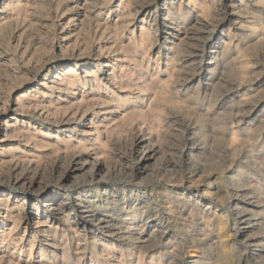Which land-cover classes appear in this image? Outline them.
<instances>
[{"label":"rangeland","instance_id":"1","mask_svg":"<svg viewBox=\"0 0 264 264\" xmlns=\"http://www.w3.org/2000/svg\"><path fill=\"white\" fill-rule=\"evenodd\" d=\"M263 12L264 0H0V200L22 208L21 227L8 238L10 245L1 248L6 258L0 264L261 262L257 257L259 251L264 253ZM113 68L120 81L110 84ZM97 69L109 70L99 77L102 87L110 86L121 102L111 101L109 107L125 113L109 121L110 147L101 160L115 171L108 184H97L83 172L62 182L59 178L70 161L86 151L68 148L53 137L60 132L69 139L71 130H87L84 124L102 121L105 115L99 110L108 98L91 97L80 108H63L76 88L60 91L58 81L71 71L84 80L86 73ZM142 129L152 133L153 144L161 150L145 176L132 173L130 167L135 163L130 144ZM16 165L31 166L41 185L28 189L17 184ZM52 198L68 205V217L57 220L37 213V207ZM80 207L91 212L90 218L85 215L87 221L75 210ZM246 207L252 211L245 213ZM17 214L1 209L0 224L6 220L8 227L0 225V231L8 233ZM253 214L261 226L245 232V218ZM97 216L104 221L101 226ZM76 218L80 237L69 227ZM61 235L67 239L66 247ZM51 244L58 249L48 247Z\"/></svg>","mask_w":264,"mask_h":264},{"label":"bare ground","instance_id":"2","mask_svg":"<svg viewBox=\"0 0 264 264\" xmlns=\"http://www.w3.org/2000/svg\"><path fill=\"white\" fill-rule=\"evenodd\" d=\"M87 1V0H86ZM74 2V1H73ZM97 2V1H96ZM70 3V2H69ZM91 3V2H90ZM184 3V2H183ZM68 4V3H67ZM83 4V3H82ZM99 4V2H98ZM97 4V5H98ZM78 5V3H77ZM83 6V5H82ZM91 6V5H90ZM67 7V6H66ZM85 7V6H84ZM82 8V7H81ZM236 8V7H235ZM243 8V7H242ZM84 9V8H82ZM92 9V8H91ZM98 9V8H97ZM194 9V8H193ZM203 9V8H202ZM80 10V9H79ZM86 10V9H85ZM197 10V9H196ZM236 10V9H235ZM253 10V9H252ZM77 11V10H76ZM82 11V10H81ZM263 11V10H262ZM80 12V11H79ZM86 12V11H85ZM256 12V11H255ZM100 13V12H99ZM264 13V12H263ZM87 14V13H86ZM163 14V13H162ZM195 14V13H194ZM82 15V14H81ZM149 15V14H148ZM261 15H264V14H261ZM173 16V15H172ZM183 16V15H182ZM200 16V15H199ZM198 16V17H199ZM13 17V16H12ZM91 17V16H90ZM241 17V16H240ZM264 17V16H263ZM97 18V17H96ZM95 18V19H96ZM149 18V17H148ZM169 18V17H168ZM244 18V17H243ZM242 18V19H243ZM249 17H247L248 19ZM98 19V18H97ZM96 19V20H97ZM239 19V18H238ZM251 19V18H250ZM260 19V18H259ZM260 21V20H259ZM258 21V22H259ZM263 21V20H262ZM101 22V21H100ZM190 23V22H189ZM192 23V22H191ZM238 23V22H237ZM241 23V22H240ZM253 23V22H252ZM183 24V23H182ZM247 24V23H246ZM179 25V24H178ZM238 25V24H237ZM252 25V24H251ZM105 26V25H104ZM107 26V25H106ZM152 26V25H151ZM182 26V25H181ZM199 26V25H198ZM257 26V25H256ZM262 26V25H260ZM97 27V26H96ZM196 27V26H195ZM100 28V27H99ZM183 28V27H182ZM244 28V27H243ZM104 29V27H103ZM108 29V28H107ZM240 30V29H239ZM181 31V30H180ZM179 31V32H180ZM183 31V30H182ZM244 33V32H243ZM250 33V32H249ZM122 34V33H121ZM191 34V33H190ZM260 34V33H259ZM194 35V34H193ZM245 35V34H243ZM170 36V35H169ZM258 36V35H257ZM261 36V35H260ZM262 37V36H261ZM142 38V37H141ZM137 39V38H136ZM187 39V38H186ZM122 40V39H121ZM140 39H138L139 41ZM144 40V39H143ZM148 40V39H147ZM152 40V39H151ZM102 41V40H101ZM128 41V40H127ZM142 41V39H141ZM168 41V40H167ZM172 41V40H171ZM179 41V40H178ZM105 42V41H104ZM99 43V42H98ZM107 43V42H106ZM111 44V43H110ZM139 44V43H138ZM232 44V43H231ZM239 44V43H238ZM96 46V45H95ZM232 47V46H231ZM137 49V48H136ZM232 49V48H231ZM140 51V50H139ZM218 51V50H217ZM228 51V50H227ZM230 51V50H229ZM236 51V50H235ZM234 51V52H235ZM238 51V50H237ZM91 52V51H90ZM93 52V51H92ZM131 52H133L131 50ZM233 52V53H234ZM135 53V52H134ZM143 53V52H142ZM215 53V52H214ZM84 54V53H83ZM115 54V53H114ZM217 54V53H216ZM232 54V53H231ZM225 55V54H224ZM234 55V54H233ZM110 57V56H109ZM119 57V56H118ZM80 58V57H79ZM136 58V57H135ZM149 60V59H148ZM155 60V59H154ZM222 60V59H221ZM114 61V60H113ZM146 61V60H145ZM156 61V60H155ZM159 62V60H157ZM224 61V60H223ZM226 61V60H225ZM117 62V61H116ZM218 62V61H217ZM118 63V62H117ZM123 63V62H122ZM150 63V62H149ZM148 63V64H149ZM112 64V63H111ZM156 64V63H155ZM216 64V63H215ZM98 65V64H97ZM147 65V64H146ZM222 65V64H221ZM140 66V65H139ZM72 67V66H71ZM96 67V66H95ZM148 67V65H147ZM98 68V67H97ZM107 68L109 69V66H107ZM157 68V66H156ZM85 69V68H84ZM83 69V70H84ZM122 69V67H121ZM128 69V68H127ZM161 69V68H160ZM129 70V69H128ZM67 71V70H66ZM103 71V70H102ZM101 70H93L92 72H89V73H86L88 75H86V77L84 76V80H82L79 76V74H77L76 71H71V72H68L66 73L58 82H59V88H60V91L61 89H66L67 87L69 86H73L75 87L76 89L74 90H71V95L69 98H66L67 100L64 101V105H63V108H66V109H75L76 107H79L82 103L86 102L89 98H95V99H100L102 96H105L106 98L110 99H106L107 100V105L103 107H101L102 109L99 110V111H102L103 114L105 115L103 120L102 121H99V122H88L86 124H84V127L85 128H88L87 130H82L80 129L79 127L71 130V136L70 138L68 139V137H65L64 135L65 134H61L60 132H57L56 133V136H54V140H56L57 143H61V144H65L68 148L70 147H73L75 149H81V150H85L86 153L84 155H82V157L80 159H73L72 161H70L68 167H67V171L63 174L62 173V176L59 178L60 181L62 182H66V180L68 178H71L70 176L78 173V172H83V173H89L90 174V177L92 178V181H96L97 184H108L109 183V179L111 177V175L114 173L113 169L107 167V166H104L105 164L103 163V161H101L102 159H105L106 158V154L108 152H106V149L107 147H110L108 145V140H109V128L111 127L110 124H109V121L111 120V118L115 117L118 113H120L118 110H114L110 106V104L112 103L111 101H115L116 104H121V102L117 101L119 99L118 95H117V92L115 90H112L110 89V86H106V88H103L102 87V84L104 86V83H102V78L100 79L99 77L102 75L105 74V72L109 71L107 69H105L103 72ZM112 72V75H110L108 77V82L110 84H114V83H117L120 81V76L117 75L116 77V73H117V70L115 68H113L111 70ZM147 71V70H146ZM149 71V70H148ZM157 71V70H156ZM155 71V72H156ZM167 72V71H166ZM48 73V72H47ZM168 73V72H167ZM173 73V72H172ZM118 74V73H117ZM121 74V73H120ZM140 74V73H139ZM144 74V73H143ZM142 74V75H143ZM148 74V73H147ZM153 74V73H152ZM48 75V74H47ZM141 75V76H142ZM123 77V76H122ZM159 77V76H158ZM47 78V77H46ZM142 78V77H141ZM152 78V77H150ZM161 79V78H160ZM159 79V80H160ZM216 79V78H215ZM218 79V78H217ZM191 80V79H190ZM143 81V80H142ZM158 81V80H157ZM162 81V80H161ZM124 82V81H123ZM185 82V81H184ZM56 83V82H55ZM154 83V82H153ZM119 84V83H118ZM56 85V86H58ZM128 85V84H127ZM131 85V84H130ZM129 85V86H130ZM191 85V84H190ZM123 86V85H122ZM186 86V85H185ZM188 86V85H187ZM54 87V86H53ZM89 88L88 92H86V88ZM125 88V87H124ZM156 88V87H155ZM147 89V88H146ZM158 89V88H156ZM200 89V88H199ZM56 90V89H55ZM69 90V89H68ZM67 90V91H68ZM117 90V89H116ZM181 90V89H180ZM183 90V89H182ZM189 90V89H188ZM125 91V90H124ZM157 91V90H156ZM169 91V90H168ZM171 91V90H170ZM59 92V91H58ZM153 92H155L153 90ZM181 92V91H180ZM189 92V91H188ZM47 93V92H45ZM51 93V92H50ZM124 93V92H123ZM147 93V92H146ZM163 93V91H162ZM169 93V92H168ZM64 94V93H63ZM125 94V93H124ZM185 94V93H184ZM122 95V94H121ZM162 95V94H161ZM167 95V94H166ZM169 95H171L169 93ZM49 96V95H48ZM131 96V95H130ZM159 96V95H158ZM186 96V95H185ZM41 97V96H40ZM125 97V96H124ZM133 97V96H132ZM144 97V96H143ZM244 97V96H243ZM36 98V97H35ZM38 98V97H37ZM52 98V96H51ZM128 98V97H127ZM146 98V97H145ZM167 98V97H166ZM26 99V98H25ZM94 99V100H95ZM102 99V98H101ZM122 99V98H121ZM129 99V98H128ZM23 100V99H22ZM43 100V99H42ZM131 100V98H130ZM24 101V100H23ZM142 101V100H141ZM60 102V101H59ZM124 102V101H123ZM128 102V101H127ZM34 103V102H33ZM50 103V102H49ZM53 104V101L51 102ZM92 103H95V102H92ZM102 103V102H101ZM129 103V102H128ZM127 103V104H128ZM136 103V102H135ZM146 103V101H145ZM257 103V102H256ZM26 104V103H25ZM37 104V103H36ZM51 104V105H52ZM61 104V103H60ZM115 104V105H116ZM123 104V103H122ZM137 104V103H136ZM140 104V102H139ZM148 104V102H147ZM87 105V104H86ZM91 105V104H90ZM55 106V105H54ZM61 106V105H60ZM93 106V105H92ZM91 106V107H92ZM96 106V105H95ZM99 106V105H98ZM131 106V105H130ZM136 106V105H135ZM141 106V105H140ZM143 106V105H142ZM239 106V105H238ZM251 106V105H250ZM36 107V106H35ZM123 107V105H122ZM127 107V106H126ZM125 107V108H126ZM147 107V106H146ZM50 108V107H49ZM57 108H59V106H57ZM80 108V107H79ZM88 108V107H87ZM130 107L128 106V109ZM138 108V106H137ZM140 108V107H139ZM138 108V109H139ZM245 108V107H244ZM53 109V108H52ZM132 109V108H131ZM130 109V110H131ZM134 109V107H133ZM146 109V108H145ZM144 109V110H145ZM252 109V108H251ZM23 110V109H22ZM77 110V109H76ZM92 110V109H91ZM126 110V109H125ZM129 110V111H130ZM140 110V109H139ZM246 111V110H245ZM58 112V111H56ZM123 112V111H122ZM121 112V113H122ZM127 112V111H126ZM140 112V111H138ZM142 112V111H141ZM147 112V110H146ZM27 113V112H26ZM94 113V112H93ZM100 113V112H99ZM128 113V112H127ZM148 113V112H147ZM56 114V113H55ZM125 116V113H122L121 115ZM264 114V113H263ZM262 114V115H263ZM63 115V114H62ZM81 115V114H80ZM84 115V114H83ZM128 115V114H127ZM58 116V114H57ZM79 116V115H78ZM103 116V115H102ZM70 117V116H69ZM118 118L120 116H117ZM149 117V116H148ZM261 117V116H260ZM51 118V117H50ZM97 118V117H96ZM95 118V120H96ZM130 118V117H129ZM263 118V117H262ZM54 119V118H53ZM82 119V118H81ZM102 119V118H101ZM126 119V117H125ZM161 119V118H160ZM260 119V118H259ZM39 120V119H38ZM99 120V119H98ZM115 120V119H114ZM122 120V119H121ZM128 120V119H127ZM132 120V118H131ZM151 120V119H150ZM165 120V119H164ZM255 120V119H254ZM253 120V121H254ZM41 121V120H40ZM55 121V120H54ZM57 121V120H56ZM130 121V120H129ZM152 121V120H151ZM111 122V121H110ZM114 122V121H113ZM154 122V121H153ZM255 122V121H254ZM65 123V121H62L60 122L59 124H63ZM75 123V121H74ZM127 123V122H126ZM168 123V122H166ZM136 124V123H135ZM153 124V123H152ZM161 124H162V121H161ZM113 125V124H112ZM163 125V124H162ZM161 125V126H162ZM121 125H119L120 127ZM123 126V124H122ZM164 126V125H163ZM38 127V126H37ZM58 127V126H57ZM71 127V126H70ZM114 128V126H112ZM133 127V125H132ZM155 127V125H154ZM188 127V126H187ZM20 128V127H19ZM18 128V129H19ZM24 128V127H23ZM22 128V129H23ZM158 128H161V127H158ZM163 128V127H162ZM238 128H239V125H238ZM70 128H67L66 129V133H69ZM121 129V128H119ZM145 129V128H144ZM234 129V128H233ZM112 130V129H111ZM114 130V129H113ZM156 130V129H155ZM159 130V129H158ZM192 130V129H191ZM197 130V129H196ZM239 130V129H238ZM10 131V130H9ZM24 131V130H23ZM27 131V130H26ZM40 131V130H39ZM122 131V129H121ZM157 131V130H156ZM132 132V131H131ZM134 132V131H133ZM148 132V131H147ZM238 132V131H237ZM240 132V131H239ZM36 133V132H35ZM43 133V132H42ZM45 133V132H44ZM50 134V133H49ZM127 134V132H126ZM132 134V133H131ZM159 134V133H158ZM237 134V133H236ZM8 135V134H7ZM31 135V133H30ZM38 135V134H37ZM46 135V134H45ZM54 135V134H53ZM111 135V134H110ZM190 135V134H189ZM232 135V134H231ZM235 135V134H234ZM19 136V135H18ZM35 134L33 135V138ZM51 136V135H50ZM237 136V135H236ZM52 137V136H51ZM152 133L151 132H144L143 129H142V132H141V135L137 136V139L135 141H133L130 146H131V155H132V161L135 160V163L134 165H130L131 167V172L132 173H135L136 171L140 172V174L142 176H145L146 175V171H147V167L155 162V161H158V157L160 156L161 154V150L159 148H157V146L155 144H153V139H152ZM233 137V136H232ZM30 138V137H29ZM38 138V136H37ZM40 138V137H39ZM128 138V137H127ZM235 138V137H233ZM46 139V138H45ZM48 139V138H47ZM89 139V140H88ZM114 139V138H113ZM194 139V138H193ZM49 141V140H48ZM126 141V139H125ZM130 141V140H129ZM260 141V140H259ZM42 142V141H41ZM45 142V140H44ZM47 142V141H46ZM114 142V141H113ZM159 142V141H158ZM28 143V142H27ZM118 143V142H117ZM125 143V142H124ZM115 145V144H114ZM126 145V144H124ZM59 146V145H58ZM113 146V145H112ZM120 146V145H119ZM118 146V148H119ZM129 146V147H130ZM159 146V145H158ZM57 148V147H56ZM63 148V147H62ZM66 148V147H65ZM192 148V147H191ZM259 148V147H258ZM263 148V147H262ZM2 149V148H1ZM113 149V148H112ZM121 149V148H120ZM260 149V148H259ZM66 150V149H64ZM127 150V149H126ZM202 150V149H201ZM15 152V151H14ZM76 152V151H75ZM74 152V153H75ZM112 152V151H111ZM55 153V152H53ZM79 153V152H78ZM81 153V152H80ZM260 153V152H259ZM63 154V153H62ZM182 155V154H181ZM68 156V154H67ZM162 156V155H161ZM191 156L195 157V154L192 152L191 153ZM4 157V156H3ZM80 157V156H79ZM128 157V156H127ZM2 158V157H1ZM25 158V157H23ZM117 158V157H116ZM3 159V158H2ZM6 158H4L3 160H5ZM66 159V158H65ZM71 159V158H70ZM64 160V159H63ZM15 162V161H14ZM54 162V161H53ZM194 162V161H193ZM30 163V162H29ZM36 163V162H35ZM28 164V163H27ZM129 164V163H127ZM125 164V165H127ZM197 164V163H196ZM2 165V164H0ZM14 165V164H13ZM26 165V164H25ZM110 165V164H109ZM24 165H16L15 167V172H16V176L14 178L15 182L17 184H22L24 188H28V189H34L36 187H39L41 185V181L38 180L36 174H31L32 170H30L31 166H28L27 168H23ZM64 167V166H63ZM128 167V166H127ZM5 169V168H4ZM63 169V168H62ZM119 170V169H118ZM124 170V169H122ZM21 171V172H20ZM64 172V170H62ZM127 171V169H126ZM129 171V170H128ZM14 172V173H15ZM18 172L20 174H18ZM149 172V171H148ZM13 173V172H12ZM118 173V171H117ZM129 173V172H128ZM131 173V175H132ZM121 174V173H119ZM145 174V175H144ZM79 175V174H78ZM129 176V174H128ZM141 176V177H142ZM75 177V176H74ZM83 177V176H82ZM10 178V177H9ZM41 178V176H40ZM73 178V177H72ZM117 178V177H116ZM7 179V178H6ZM76 179V178H75ZM74 179V180H75ZM13 180V181H14ZM42 180V179H41ZM44 180V179H43ZM42 180V181H43ZM70 180V179H69ZM43 183V182H42ZM142 183V182H141ZM44 184V183H43ZM93 184V183H92ZM91 185V184H90ZM21 186V185H20ZM95 186V185H94ZM43 187V185H42ZM92 188V187H91ZM104 189V188H103ZM31 191V190H30ZM11 194V193H10ZM61 196V195H60ZM63 196V195H62ZM9 197V196H8ZM49 198V197H48ZM139 198V197H138ZM255 198V197H254ZM53 199V198H52ZM66 199V198H65ZM89 199V198H88ZM253 199V198H252ZM16 200V199H15ZM14 200V201H15ZM1 201V200H0ZM12 201V200H11ZM21 201V200H20ZM23 201V200H22ZM26 201V200H25ZM66 201V200H65ZM87 201V200H86ZM68 202V201H67ZM70 202V201H69ZM44 203V202H43ZM103 203V202H102ZM249 203V202H248ZM16 204V203H15ZM22 204V203H21ZM71 204V203H70ZM104 204V203H103ZM143 204V203H142ZM31 206V205H30ZM86 206V205H85ZM21 205L18 207V206H11L10 205V202L9 200H4V201H1L0 202V211L1 209L2 210H5V212L7 214H12L14 211H16L18 214H17V217L16 218H19V214H21V210L22 208H20ZM93 207L95 206H91L88 208L90 209H94ZM31 208V207H30ZM33 209H35V207H32ZM88 208L87 207H80L79 209H75L79 214V216L86 220L87 217L85 216L86 214L90 215V211H88ZM247 208V207H246ZM68 209V205L65 204L64 201H61V200H58V199H53V200H48L47 202H45L43 205L37 207V213L40 215H46V217L48 218H53V219H57V220H61L62 218H64L65 216V210ZM74 209V208H73ZM106 209V208H105ZM70 210V209H69ZM84 210H87V211H84ZM97 209H95L96 211ZM33 211V210H32ZM73 211V210H72ZM101 211V210H100ZM118 211V210H117ZM249 211H252L250 208H247V210H245V213H248ZM97 212V211H96ZM96 212H94L96 214ZM111 213V212H110ZM131 214V213H130ZM2 215V214H1ZM65 215V216H64ZM123 215V214H122ZM129 215V214H128ZM247 215V214H246ZM134 216V215H133ZM252 218L251 219H246L245 218V232H249L251 230H254L256 229L257 227L261 226V222H260V218L256 217L255 214L253 215H250ZM37 217V216H36ZM68 217V216H67ZM47 218V220H48ZM90 218V217H89ZM97 218V221L99 222L98 223V226H101L102 224H104V221L102 220V218H98V216L96 217ZM263 218V217H262ZM23 220V218H21ZM39 219V218H38ZM70 219V218H69ZM19 219H16V222L15 224L13 225V227L9 230V232L7 233L5 230H2L0 231V261L5 259L6 258V251H2L1 248H7L9 245H10V242H8V238L12 237L15 232L17 231V228L20 226L19 224ZM52 221V220H51ZM87 221V220H86ZM69 222V221H68ZM7 221L4 220L1 222V226L5 227L7 226ZM115 223V222H114ZM22 224V223H21ZM36 224V223H35ZM70 230L74 233V235L76 237H80V222L78 221V219H74L73 221H71L70 223ZM28 225V224H27ZM30 225V224H29ZM46 225V224H45ZM48 225V224H47ZM63 225V224H62ZM96 225V224H95ZM143 225V224H142ZM150 225V224H149ZM66 226V225H65ZM83 226V225H82ZM136 226V225H135ZM8 227V226H7ZM21 227V226H20ZM93 227V226H92ZM105 227V226H104ZM137 227V226H136ZM23 228V227H22ZM59 228V227H58ZM153 228V227H152ZM161 228V227H160ZM21 229V228H20ZM36 229V228H35ZM85 229V227H84ZM106 229V228H105ZM23 230V229H22ZM21 230V231H22ZM38 230V229H37ZM50 230V228H49ZM55 230V229H54ZM58 230V229H57ZM67 230V229H66ZM65 230V231H66ZM83 230V229H82ZM146 230V229H145ZM148 230V229H147ZM19 231V230H18ZM95 231V230H94ZM104 231V230H103ZM25 234H26V231H24ZM56 236L59 234L58 231H56ZM61 232V230H60ZM68 232V231H67ZM85 232V231H84ZM147 232V231H146ZM54 233V232H53ZM86 233V232H85ZM142 233V232H141ZM25 234L23 236H25ZM33 234V233H31ZM30 234V235H31ZM67 234V233H66ZM149 234V233H148ZM165 234V233H164ZM36 236V235H35ZM53 236V237H54ZM15 237V236H14ZM21 237V236H19ZM33 237V236H32ZM37 237V236H36ZM34 237V238H36ZM47 237V236H46ZM56 237H55V240H56ZM60 237H62V243L64 244V247L67 246V242H66V238L64 235H61ZM67 237H70V236H67ZM140 237V236H139ZM262 237V236H261ZM74 238V237H73ZM84 238V237H83ZM263 238V237H262ZM29 239V238H28ZM38 239V238H37ZM69 239V238H68ZM80 239V238H79ZM145 239V238H144ZM13 240V239H12ZM24 240V239H22ZM46 240V239H45ZM58 240V239H57ZM248 240V239H247ZM259 240V238H258ZM264 240V239H263ZM14 241V240H13ZM18 241V240H17ZM61 241V240H60ZM78 241V240H77ZM76 241V242H77ZM82 241V240H81ZM104 241V240H103ZM32 242H33V245L31 246V250H30V247H29V250H30V255L32 256V253H33V249L35 247L34 243H35V239H32ZM49 242V241H48ZM52 242V241H51ZM58 242V241H57ZM84 242V241H82ZM113 242V241H112ZM111 242V243H112ZM116 242V241H115ZM19 243V242H18ZM81 243V242H80ZM254 243V242H253ZM29 244V243H28ZM31 244V243H30ZM57 244V243H56ZM62 244V245H63ZM121 244V243H120ZM15 245V244H14ZM18 245V244H17ZM69 245V244H68ZM83 245V244H82ZM85 245V244H84ZM142 245V244H141ZM22 246V244H21ZM80 246V245H79ZM118 246V245H117ZM120 246V245H119ZM48 247L54 249L57 248L56 245H49ZM69 247V246H68ZM84 247V246H83ZM256 247H259V246H255ZM42 248V246H41ZM49 248V249H50ZM76 248V247H75ZM86 248V247H85ZM119 248V247H117ZM122 248V247H121ZM48 249V250H49ZM58 249V248H57ZM21 250V249H20ZM42 250V249H41ZM51 250V249H50ZM60 250V249H59ZM119 250V249H118ZM133 250V249H132ZM251 250V249H250ZM47 251V250H46ZM62 251V250H61ZM114 251V250H113ZM122 250H120L121 252ZM126 251V250H125ZM124 251V252H125ZM252 251V250H251ZM263 251V250H262ZM9 252V251H8ZM41 252V251H40ZM65 252V251H64ZM123 252V253H124ZM151 252V251H150ZM28 253V252H27ZM51 253H56L55 250H51ZM81 253V252H80ZM79 253V254H80ZM17 254V253H16ZM37 254V253H36ZM48 254V253H47ZM71 254V253H70ZM76 254V253H75ZM78 254V253H77ZM116 254V253H115ZM120 254V253H119ZM122 254V253H121ZM139 254V253H138ZM264 253H260V251L258 252V257L257 259L261 260V262H257V264H264V262L262 261L263 260V255ZM9 255V254H8ZM13 255V254H12ZM29 255V254H27ZM46 255V253H42V257H44ZM94 255V254H93ZM113 255V254H112ZM155 255V254H154ZM157 255V254H156ZM47 256V255H46ZM64 256L65 253H64ZM83 256V255H82ZM123 256H126V255H123ZM148 256V255H147ZM161 256V255H160ZM250 256V255H249ZM11 257V256H10ZM15 257V256H14ZM30 257V256H29ZM40 257V256H39ZM53 257V256H52ZM85 257V256H84ZM129 257V256H128ZM144 257V256H143ZM18 258V257H17ZM41 258V257H40ZM46 258V257H45ZM48 258V257H47ZM67 258V257H64V259ZM124 258V257H123ZM11 259V258H9ZM13 259V258H12ZM44 259V258H43ZM76 259V258H75ZM128 259V258H127ZM129 259H131L129 257ZM150 259V258H149ZM153 259V258H151ZM15 260V259H14ZM13 260V261H14ZM52 260V259H51ZM77 260V259H76ZM75 260V261H76ZM85 260V259H84ZM156 260V259H155ZM99 261V260H98ZM160 261V260H159ZM25 262V261H24ZM51 262V261H50ZM16 263V262H15ZM19 263V262H18ZM33 263V262H32ZM43 263V262H42ZM63 263V262H62ZM101 263V262H100ZM143 263V262H142ZM152 263V262H151ZM20 264V263H19ZM37 264V263H36ZM61 264V263H60ZM124 264V263H122ZM140 264V263H139ZM145 264V262H144Z\"/></svg>","mask_w":264,"mask_h":264}]
</instances>
